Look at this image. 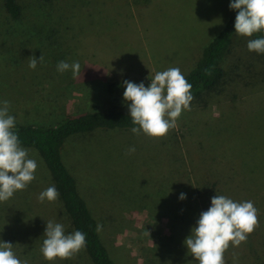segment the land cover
<instances>
[{
  "label": "rangeland",
  "instance_id": "obj_1",
  "mask_svg": "<svg viewBox=\"0 0 264 264\" xmlns=\"http://www.w3.org/2000/svg\"><path fill=\"white\" fill-rule=\"evenodd\" d=\"M2 1L0 102L10 103V114L21 126H55L66 116L91 112L93 107L101 111L111 104L128 113L124 81L143 82L147 87L158 71L178 67L183 73L192 68L234 11L229 8L231 0H51L49 4L14 0L22 10L19 19L12 21ZM248 39L235 35L222 62L224 83L216 92L193 102L190 111L182 112L178 126L167 135L150 138L112 129L68 137L61 160L78 193L80 187L90 189L93 195L87 202L101 199L107 213L122 215L132 208L133 214L148 215L176 205L181 215L190 216L196 209L189 197L179 199L182 193L177 180L190 172L185 143L190 144L187 129L191 126L188 133H193L195 142L189 156L195 170H215L233 189L231 199L250 200L258 209L259 224L254 231L260 250L249 240L242 242L245 258L236 264H264V61L261 54L247 49ZM40 56L43 61L30 69L29 58ZM60 61H78L81 77H74L71 71L58 72ZM132 147L135 152L129 154ZM26 149L30 158L37 160L36 178L26 189L0 202V242H6L10 233L43 227L56 215L54 202L39 204V194L48 188L47 182L51 185L50 176L36 152ZM189 179L193 181L191 175ZM186 181L187 176L178 184ZM99 188L104 194L96 197ZM31 195L33 205L29 207L23 197ZM30 208H35L34 212ZM158 218L166 226V217ZM61 220L66 229L65 218ZM130 221L128 226L112 223L110 231L107 226L100 231L115 264H198L184 245L189 236L185 231L177 232L170 243L166 233L163 237L158 233L162 237L158 241L166 244L169 252L159 251L157 245L152 254L160 253L152 256L146 248L140 251L134 246V230L143 225L141 215ZM153 227L159 228L156 221ZM38 234L33 238V257L28 254L25 258H42L43 241ZM142 234L149 232L142 231L139 236ZM10 243L20 254L19 243L14 239ZM239 251V247H229L224 255L238 259ZM46 262L63 264L64 260ZM66 264L90 262L81 250Z\"/></svg>",
  "mask_w": 264,
  "mask_h": 264
},
{
  "label": "trees",
  "instance_id": "obj_2",
  "mask_svg": "<svg viewBox=\"0 0 264 264\" xmlns=\"http://www.w3.org/2000/svg\"><path fill=\"white\" fill-rule=\"evenodd\" d=\"M37 1L41 4H49L48 2L51 0ZM1 6L10 20L16 21L19 19L22 9L14 0H3ZM236 14V11H233L230 14L223 28L202 49L200 57L196 60L192 68L187 69L182 73L188 83L192 86L191 93L193 95V100L191 101V104L200 100L203 96H209L216 92L220 85L224 83L225 72L222 68V62L229 53L234 41L233 39L236 35L234 30ZM259 35L260 34L258 33L251 38H256ZM261 57L264 61V54H261ZM109 90L110 89L108 88L107 91L109 92ZM132 127H135V125L132 124L129 113L119 110L116 105L112 104L101 111H96V108L93 107L91 112H85L76 116H66L55 126L16 125V131L18 132L21 146L33 149L36 152L50 176L51 185L47 182L48 187L54 185L59 193L58 199L54 202L53 209L56 208V215L53 220L63 224L61 217L65 218L67 222L65 229L66 234L79 230L86 235L87 243L83 252L90 264H115L108 255V250H106L107 248L103 243L104 240L100 239V232L96 231L98 223H102L103 227L107 226L110 231L112 223L116 227H119L120 223L124 226H128L131 224L130 220L132 216L141 215L142 226L145 227V225H148V227L146 229H142L141 226L139 227L141 230H134L136 232L135 236H133L136 237L133 240L135 242L134 246L140 251L146 248V251L152 256H157L162 248L166 251L165 254H168L169 250L166 249L167 245L158 241L165 235V233L167 236L166 241L169 243L170 241H173L177 232L185 231V233L190 235L188 228L191 230L196 225V222L199 219L198 213L206 211L210 207L211 198L215 194L224 195L229 198L235 195L233 189L222 182L221 177L215 172V170L205 173L203 170H195L193 167L189 154L192 152L190 151L192 148L191 145L195 141L193 133H188L191 129H193L190 126L188 128L189 130L187 129V134L189 135L187 142H190V144L185 143V148H188L187 157L189 159L190 172L189 175L183 174L182 177L178 179L182 180L183 177L187 176V181L185 183L178 184L177 180V185L180 186L179 192L190 198L191 205L198 210V213L194 210L190 216L181 215L178 210L179 206L175 205L174 208H168L162 213L150 211L148 215L141 212H135L133 214L131 208L128 212L126 211L121 215L116 212L107 213L106 210L104 211L101 206V199H94L93 202H87L93 193L90 189L85 190L82 187H80L78 193L75 180L68 173L62 163L61 153L66 145V140L70 136L71 138L80 137L83 136L80 134L91 133L95 130H131ZM190 175L193 178L192 182H190L189 179ZM101 189L102 188L98 189L96 197L104 194ZM27 194L32 193L28 191ZM31 197L32 195L23 197V200L28 201L29 207L33 205ZM200 200L201 203L199 205L198 202ZM39 204L40 206H43L42 203ZM29 210L34 212L33 210H35V208H30ZM159 216L166 217L164 218L167 220L166 226H163L159 222ZM150 218H152V222H148ZM153 221H156L159 225L157 230L155 227L152 228ZM46 223L47 222H45L43 227H39L38 225L32 226L31 228L33 230L31 231L25 228L19 232L20 234L10 233V235L5 237L6 242H10V240L14 239L15 242L19 243L21 247L20 254L18 251L13 250L19 258H22H20L22 261L27 259L28 264H47L43 256H41L43 259L39 258L38 260L25 258L28 254H31L29 256L30 258L34 255L33 250L35 247L33 238H35V235L40 233L41 235L38 234V238L42 236L41 240H44L45 237L43 235L46 229ZM1 227L2 225H0V228ZM148 228H150V231H144ZM142 231L145 233L149 232V234L144 237L142 234V237H140L139 233ZM152 233H154V235ZM158 233H160L162 237H159ZM151 234L152 236L149 238ZM257 234L258 233L253 231L250 235H248L247 240L251 241V246H254L256 250H260V248L256 245L259 243ZM156 235H158V237ZM106 240L107 238L105 241ZM157 245L159 251L152 254ZM230 248L233 247L230 245ZM239 249L240 251L237 252L239 257L235 260V262L234 259L227 254L224 255L225 264H236L245 258L242 251L246 250V248H243L242 245H240ZM150 255L147 256L151 257ZM67 261L68 260H64L63 264H66ZM145 261L148 262V260Z\"/></svg>",
  "mask_w": 264,
  "mask_h": 264
},
{
  "label": "clouds",
  "instance_id": "obj_3",
  "mask_svg": "<svg viewBox=\"0 0 264 264\" xmlns=\"http://www.w3.org/2000/svg\"><path fill=\"white\" fill-rule=\"evenodd\" d=\"M231 10L236 11L234 30L239 36L248 39L247 49L250 52L264 54V0H231ZM43 61L29 58V68L35 70ZM57 71H71L74 77H81L82 70L78 61L68 63L60 61ZM124 101L128 102V113L135 127L131 132L150 138L167 135L170 129L176 128L182 112L190 111L193 95L191 84L178 67H170L154 74L150 84L145 87L124 81ZM129 154L135 148H129ZM37 160L30 158L29 150L21 146L16 131V120L10 114V103L0 102V202H6L18 191H22L36 178ZM59 193L54 185L49 186L38 196V201L55 202ZM185 194L179 199L184 200ZM259 224L258 209L250 200L237 202L224 195H214L210 207L200 213L196 225L190 230L184 245L193 260L198 264H225L224 253L230 245L239 247L247 241ZM103 224L98 223L96 231L100 232ZM40 252L49 262L69 260L86 247V235L77 230L66 234L65 226L54 220L46 223ZM10 242H0V264H28L14 252ZM234 262L236 256L233 257Z\"/></svg>",
  "mask_w": 264,
  "mask_h": 264
}]
</instances>
